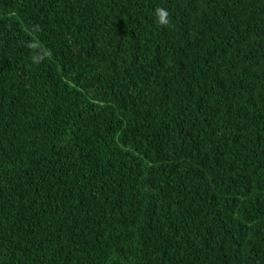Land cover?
Segmentation results:
<instances>
[{
  "label": "trees",
  "instance_id": "trees-1",
  "mask_svg": "<svg viewBox=\"0 0 264 264\" xmlns=\"http://www.w3.org/2000/svg\"><path fill=\"white\" fill-rule=\"evenodd\" d=\"M0 264H264V0H0Z\"/></svg>",
  "mask_w": 264,
  "mask_h": 264
},
{
  "label": "clouds",
  "instance_id": "clouds-1",
  "mask_svg": "<svg viewBox=\"0 0 264 264\" xmlns=\"http://www.w3.org/2000/svg\"><path fill=\"white\" fill-rule=\"evenodd\" d=\"M156 16H157V18H158V22L159 23H161V24H167L168 23V19H167V17H168V12H167V10H165V9H157L156 10ZM43 57H39V58H37V57H34L33 59H34V61L35 62H39V59H42Z\"/></svg>",
  "mask_w": 264,
  "mask_h": 264
}]
</instances>
